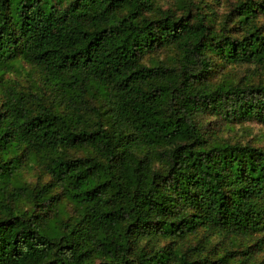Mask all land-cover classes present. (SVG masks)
Here are the masks:
<instances>
[{
  "label": "trees",
  "instance_id": "trees-1",
  "mask_svg": "<svg viewBox=\"0 0 264 264\" xmlns=\"http://www.w3.org/2000/svg\"><path fill=\"white\" fill-rule=\"evenodd\" d=\"M226 1L0 0V264H264V144L218 134L264 125V0Z\"/></svg>",
  "mask_w": 264,
  "mask_h": 264
},
{
  "label": "rangeland",
  "instance_id": "rangeland-1",
  "mask_svg": "<svg viewBox=\"0 0 264 264\" xmlns=\"http://www.w3.org/2000/svg\"><path fill=\"white\" fill-rule=\"evenodd\" d=\"M222 5L218 8V13L221 14L227 10V1L221 0ZM172 2V1H171ZM165 6L170 5V1L165 2ZM247 66H235L234 68H228V70H234L235 77H242L247 72ZM250 70L253 71V66H250ZM254 77H257L255 73ZM207 120H212V117H208ZM212 127V126H211ZM215 130H219V125H213ZM218 134L231 141L250 142L255 145L264 144V125L255 121H245L236 123L230 128L223 127L218 131ZM234 244H237L234 238ZM227 244V243H226Z\"/></svg>",
  "mask_w": 264,
  "mask_h": 264
}]
</instances>
